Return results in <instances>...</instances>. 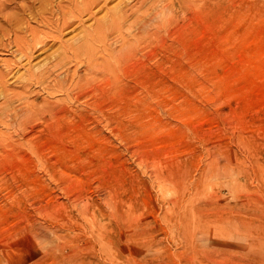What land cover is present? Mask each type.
I'll list each match as a JSON object with an SVG mask.
<instances>
[{"label": "rangeland", "instance_id": "1", "mask_svg": "<svg viewBox=\"0 0 264 264\" xmlns=\"http://www.w3.org/2000/svg\"><path fill=\"white\" fill-rule=\"evenodd\" d=\"M119 1L0 0V264H264V0ZM118 7L145 21L134 47L59 48Z\"/></svg>", "mask_w": 264, "mask_h": 264}, {"label": "bare ground", "instance_id": "2", "mask_svg": "<svg viewBox=\"0 0 264 264\" xmlns=\"http://www.w3.org/2000/svg\"><path fill=\"white\" fill-rule=\"evenodd\" d=\"M94 1V2H93ZM103 1H104V6H105V2H106V0H90V3L89 4H84V7H83V9H81V7H79L83 12H85V13H88V15H86L89 19L91 18V17H93L94 15L92 14V15H89V13H90V7H91V5H95V6H97V5H99L101 2L103 3ZM113 1V0H112ZM121 1V0H120ZM119 1V2H120ZM144 0H139L138 2H136L137 4H139V3H143V4H141V6L142 5H144V2H143ZM71 2H72V0H71ZM107 3V2H106ZM136 3L135 4H133L132 6H131V11L130 12H132V9L134 8V9H136V7L138 6H134V5H136ZM73 4H74V2H73ZM121 4V3H120ZM76 5V4H75ZM102 5V4H101ZM72 6V5H71ZM83 6V5H82ZM103 6V7H104ZM128 6V5H127ZM130 6V5H129ZM76 7V6H75ZM77 7H78V5H77ZM140 7V6H139ZM143 7V6H142ZM102 8V7H101ZM126 8H128V7H126ZM78 9V8H77ZM79 9V11H81ZM100 9V8H99ZM98 9V10H99ZM118 9H120V10H118ZM128 9H130V8H128ZM139 9V8H138ZM78 11V10H77ZM111 11H112V9H111ZM115 11V10H114ZM113 11V14L114 13H116V11L114 12ZM127 9L125 10H123L121 7H118L117 8V12L120 14V15H113L112 13V18H110V24H109V26L108 25H106L105 23H104V21H101V22H99V21H97V23H96V25H95V27L94 26H92V25H90L89 27H87V29H83V30H81V29H79V34L78 35H76V33H75V35H76V37H74L73 39H72V41L70 40V42H68V40H67V42H65V41H63V43H61L62 42V39H60V36L62 35V33H60L61 35L60 36H58L59 35V33H58V35L56 36V35H54L53 34V36H56L54 39H55V41L56 40H58V42L60 43V45H59V48L60 49H62V47L63 48H68V49H70V51H72V52H74L75 53V55L76 56H78V57H75V59H76V61L75 62H77V58L78 59H80L81 60V57L83 56V57H88L89 59H90V61H92V58H93V56H94V54L92 53V57H90V54H91V52L89 51V50H92L93 49V46H94V44H99L100 46H101V50H100V52L101 53H103V56H105V55H109L110 53H112V51L117 47V46H119V52H121V51H125V50H127L129 47H134V45L133 44H135V42L137 41V34L139 33V24H143L142 22L143 21H139L138 22V20H140L141 18H139L138 19V17H137V15L134 17L133 15H122V14H125V13H127ZM134 12H135V10H133ZM133 12V13H134ZM136 13H137V11H136ZM81 14V13H80ZM155 15V14H154ZM78 16V15H77ZM76 16V18H78ZM82 15H80L79 17H81ZM114 16V17H113ZM138 16H140V15H138ZM150 16V15H149ZM74 17V16H73ZM83 17V16H82ZM131 17L133 18V19H131ZM141 17V16H140ZM147 17H148V15H147ZM87 18V19H88ZM143 18V17H142ZM79 19V18H78ZM148 19V18H147ZM152 19V18H151ZM67 20V19H66ZM68 20H69V18H68ZM71 20V19H70ZM70 20H69V22L68 23H71L70 22ZM75 20V19H74ZM86 20V19H85ZM144 20H146V17H145V19ZM148 20H150V19H148ZM148 20H147V22H148ZM82 21V20H81ZM84 21V20H83ZM82 21V22H83ZM66 22V21H65ZM75 23L76 21H73L72 20V23ZM112 22V23H111ZM135 22H137V23H135ZM67 22L66 23H64L63 25H62V27H65L66 28V26H67V28H68V25H70V24H68ZM85 23V22H84ZM125 23V24H124ZM129 23V24H128ZM77 24V23H76ZM94 24H95V22H94ZM144 24H145V21H144ZM143 24V25H144ZM146 25V24H145ZM72 26V25H71ZM79 26V25H78ZM149 26V25H148ZM206 26V25H205ZM62 27H61V29H62ZM110 27H112V28H114L115 30H116V32H117V35H118V39L119 40H117V41H111V42H108V40H107V38H105V36H103L102 35V31L103 30H106L107 28H110ZM33 28H35V27H33ZM54 28H57V27H54ZM134 28H135V30H134ZM141 29H142V27H140ZM61 29H60V31H61ZM140 29V30H141ZM207 30H209V28L207 27L206 28ZM27 30H29V28L27 29ZM26 30V31H27ZM36 30V29H35ZM204 30H205V28H204ZM34 31V30H33ZM55 31V30H54ZM63 31V30H62ZM61 31V32H62ZM72 31V30H71ZM133 31H136V33L133 35L132 33H133ZM203 31V30H202ZM28 32V31H27ZM32 32V31H31ZM35 32V31H34ZM52 32V31H51ZM50 32V33H51ZM68 32V31H67ZM125 32V33H124ZM207 32V31H206ZM205 32V33H206ZM262 32V31H261ZM37 33H39V32H37ZM36 33V34H37ZM54 33V32H53ZM55 33H56V31H55ZM204 33V31H203V34H205ZM255 33V32H254ZM257 33H259V32H257ZM256 33V34H257ZM19 34H21V33H19ZM24 34V33H23ZM45 34H47V33H45ZM48 34H49V32H48ZM202 34V35H203ZM208 34V33H207ZM260 34V33H259ZM25 35V34H24ZM28 35V34H27ZM30 35V34H29ZM20 36H22V35H20ZM38 36V35H37ZM43 36V35H42ZM45 37H46V35H44ZM48 36V35H47ZM49 36H51V34L49 35ZM62 36H64V35H62ZM198 36H199V33H198ZM258 36V35H257ZM256 36V37H257ZM24 37V36H23ZM39 37V36H38ZM52 37V36H51ZM261 37V36H260ZM21 39V42H22V37H20ZM24 38H26V37H24ZM23 38V41L25 40ZM29 38H31L30 36H29ZM28 38V39H29ZM117 38V37H116ZM38 39V38H37ZM39 39H42V38H40L39 37ZM37 40V41H35V42H30L31 44H28V40H26V41H24V42H22V43H24V45H25V43H26V46H25V50L24 49H22V50H24L25 51V58H26V60L25 59H23V60H25V61H27L28 63H29V61H30V59H32L33 57H32V53H34L33 51H35L36 50V48H39V50H42L44 47H45V45H47L46 44V41H44V39H42V40ZM47 39H49L48 37L45 39V40H47ZM52 39V38H51ZM53 39V40H54ZM65 39V38H64ZM69 39H71V38H69ZM199 39H200V36H199ZM201 39H203V37H201ZM19 40V41H20ZM212 40V39H211ZM31 41V40H30ZM51 41V40H50ZM54 41V42H55ZM20 42V43H21ZM53 42V41H52ZM51 42V43H52ZM211 42V41H210ZM22 43H21V45H22ZM48 43H49V40H48ZM130 43L133 45V46H130ZM54 44V43H53ZM53 44H52V46H53ZM57 44V43H56ZM23 45V46H24ZM18 47H20L19 45H17ZM51 48V47H50ZM49 48V49H50ZM58 48V47H57ZM118 48V47H117ZM211 48H213V47H211ZM45 49V48H44ZM38 50V51H39ZM64 50V49H63ZM108 50H110V52L109 53H107L106 51H108ZM130 50V49H129ZM207 50V49H206ZM23 51V52H24ZM48 51V50H47ZM65 51V50H64ZM64 51H62L61 53H60V59L61 60H65L66 59V61H67V58H69V56L68 55H64V53L66 52H64ZM210 51V49L207 51V52H209ZM40 52V51H39ZM45 52V51H44ZM64 52V53H63ZM96 52V51H95ZM94 52V53H95ZM105 52V53H104ZM119 52L117 51L116 53H118V56H119ZM206 52V53H207ZM212 52V51H211ZM71 53V52H70ZM97 53H99V51L97 52ZM215 53V52H214ZM209 54V53H208ZM211 54V53H210ZM24 55V54H23ZM85 55V56H84ZM212 55V54H211ZM214 55V54H213ZM66 56H68L67 58H66ZM80 56V57H79ZM102 56V59H101V57H100V59L102 60V62H101V60L100 61H98L101 65L103 64V66H105V67H107V69H111V67H109L110 65L109 64H112L114 61V59H116L118 56L117 55H115V56H112V58L113 57H115V58H113V62L111 63L110 62V60L108 61V58H106V57H103ZM117 56V57H116ZM210 56V55H209ZM32 57V58H31ZM71 57V56H70ZM86 57V58H87ZM108 57V56H107ZM211 57V56H210ZM20 59H21V57H19ZM57 58H59L58 56H57ZM95 58V57H94ZM60 59H59V61H60ZM71 59V58H70ZM74 59V58H73ZM110 59V58H109ZM22 60V59H21ZM58 61V60H57ZM72 61V60H71ZM89 61V62H90ZM65 62V61H64ZM67 62H69V61H67ZM85 62H86V60H85ZM108 62H110V63H108ZM17 63V62H16ZM56 63V62H55ZM57 63H59V62H57ZM70 63V62H69ZM71 63H73V62H71ZM94 63V62H93ZM96 63V62H95ZM98 63V64H99ZM30 64V63H29ZM54 64V63H53ZM60 64H63V63H60ZM65 64H66V62H65ZM80 64H82L81 62H80ZM17 65V64H16ZM25 65H27V63L25 64ZM56 65V64H55ZM75 65V64H74ZM94 65V64H93ZM109 65V66H108ZM27 66H29V65H27ZM33 66V65H32ZM53 66V65H52ZM63 66V65H62ZM95 66V65H94ZM96 66H97V63H96ZM100 66V65H99ZM102 66V67H103ZM55 67V66H54ZM56 67H57V65H56ZM92 67V66H91ZM109 67V68H108ZM27 68V67H26ZM34 68H35V66H34ZM47 68H49V67H47ZM80 68V67H79ZM78 68V69H79ZM89 68V67H88ZM104 68V67H103ZM7 69H9V68H7ZM31 68H29V70H30ZM37 69H38V67H37ZM40 69V68H39ZM42 69V68H41ZM40 69V70H41ZM58 69V68H57ZM62 69H63V67H62ZM64 69H66V67L64 68ZM68 69H69V67H68ZM67 69V70H68ZM74 69V68H73ZM77 69V68H76ZM81 69H82V67H81ZM19 70V69H18ZM17 70V71H18ZM25 70V69H24ZM36 70V69H35ZM31 71V70H30ZM34 71V70H33ZM39 70H37V72H38ZM62 71V70H61ZM84 71V70H83ZM5 72H7V70L5 71ZM10 72V71H9ZM68 72H70V71H68ZM2 73V72H1ZM1 73H0V75H1ZM14 73V72H13ZM32 73V72H31ZM49 74L48 72H47V70L45 71V72H43L41 75H39L40 77V81H39V83H41V84H43L44 82H45V79L46 78H48L49 79V76H46L45 77V75H43V74ZM77 73V72H76ZM8 74V73H7ZM17 74H19V72L17 73ZM33 74V73H32ZM56 74V73H55ZM64 74V73H63ZM66 74V73H65ZM81 74V73H80ZM23 75H25V74H23ZM29 75H30V72H29ZM34 75H35V73H34ZM15 76V75H14ZM65 76V75H64ZM81 76V75H80ZM9 77V76H8ZM31 77H33L32 75L30 76V79H31ZM57 77V76H56ZM66 77V76H65ZM68 77V76H67ZM71 77V76H70ZM82 77V76H81ZM23 77H21V79H22ZM43 78H45L44 80H43ZM51 78H52V76H51ZM51 78H50V80H51ZM58 78V77H57ZM56 78V79H57ZM30 79H29V81L28 82H30ZM36 79V78H35ZM62 79H63V77H62ZM1 80V79H0ZM3 80V79H2ZM6 80V79H5ZM8 80V79H7ZM6 80V81H7ZM9 80H10V78H9ZM14 80V79H13ZM32 80V79H31ZM39 80V79H38ZM58 80H59V78H58ZM65 80H66V78H65ZM70 80H71V78H70ZM69 80V81H70ZM21 81V80H20ZM26 81V80H25ZM49 81V80H48ZM54 81V80H53ZM56 81V80H55ZM60 82L62 81V80H59ZM11 82H12V80H11ZM16 82H17V80H16ZM15 82V83H16ZM24 82V81H23ZM36 82V81H35ZM73 82V80H71V83ZM8 83H10V82H8ZM15 83H12V84H15ZM19 83H21V82H19ZM33 83V82H32ZM39 83H37L38 85H39ZM46 83V82H45ZM49 83H50V81H49ZM52 83H54V82H52ZM52 83H50V84H52ZM61 83H65L64 82V79H63V81L61 82ZM80 83H82V81L80 82ZM2 84V83H1ZM25 84H26V82H25ZM56 85H57V83H55ZM62 84V86H64ZM69 84V83H68ZM67 84V85H68ZM30 85V84H29ZM47 84H45V86H46ZM53 85V84H52ZM61 84H59V86H60ZM66 85V86H67ZM73 85H75L74 84V82H73ZM73 85H71V87L73 86ZM78 85V84H77ZM76 85V86H77ZM1 86V85H0ZM5 86V85H4ZM24 86V85H23ZM48 87L50 86V85H47ZM55 86V85H54ZM54 86H52V87H54ZM69 86V85H68ZM68 86H67V88H68ZM51 87V88H52ZM58 87V86H57ZM70 87V86H69ZM8 89H10L9 87H7ZM6 88V89H7ZM29 88V87H28ZM28 88H27V90H28ZM66 88V89H67ZM76 88V87H75ZM75 88H73L72 90H74ZM55 89V87L53 88V91H55L54 90ZM22 90H24V88H22ZM26 90V89H25ZM49 91H50V89H48ZM58 90V89H57ZM63 90H65V87H63ZM33 91L34 90H32V91H29L28 93H31L30 95H32L33 96ZM42 91V90H41ZM52 91V90H51ZM60 91H61V89H60ZM59 91V92H60ZM66 91V90H65ZM64 91V92H65ZM70 91V90H69ZM8 92V91H7ZM10 92V91H9ZM26 92V91H25ZM44 92H46V91H44ZM68 92V91H67ZM67 92H66V94H67ZM11 93V92H10ZM23 93V92H22ZM36 93H38V92H36ZM36 93H34V94H36ZM47 93V92H46ZM50 93H52V92H50ZM62 93V92H61ZM1 94V93H0ZM42 94H43V92H42ZM52 94H54V92L52 93ZM10 95V94H9ZM20 95V94H19ZM18 95V96H19ZM23 95H24V93H23ZM47 95H50L49 94V92L47 93ZM70 95V94H69ZM2 96H3V93H2ZM5 96H7V95H5ZM27 96H29V95H27ZM31 96V97H32ZM36 96V95H35ZM13 97V96H12ZM16 97V96H15ZM14 97V98H15ZM40 97V96H39ZM45 97H46V95H45ZM50 97L52 98V96L50 95ZM18 98V97H17ZM25 98H26V96H25ZM28 98H30V97H28ZM36 98V97H35ZM47 98H48V96H47ZM68 98V97H67ZM12 99V98H11ZM20 99H22V98H20ZM20 99H17V100H20ZM24 99V98H23ZM42 99L44 100V97H42ZM54 99V98H53ZM53 99H51V100H53ZM6 100V99H5ZM64 100V99H63ZM7 101V100H6ZM5 101V102H6ZM22 101V100H21ZM26 101H27V98H26ZM26 101H25V103H26ZM30 101V100H29ZM28 101V102H29ZM55 101H57V100H55ZM66 101V100H65ZM64 101V102H65ZM4 102V103H5ZM11 102V101H10ZM15 102H17V101H15ZM14 102V103H15ZM32 102V101H31ZM35 103H37L36 101H34ZM33 102V103H34ZM42 102V101H41ZM47 105H48V103L50 104V102H49V100H47L46 98H45V101H44ZM44 102H42V103H44ZM58 102V101H57ZM60 102H62V100L60 101ZM23 103H24V101H23ZM32 103V104H33ZM35 103L32 105V106H34L35 105ZM39 103V102H38ZM44 103V104H45ZM51 103H52V101H51ZM30 104V103H29ZM54 104H56V103H54ZM31 105V104H30ZM29 105V106H30ZM3 106V105H2ZM20 106H22V105H20ZM44 106V105H43ZM43 106H40V107H43ZM6 107H8L6 104H5V107L4 108H6ZM19 107V106H18ZM51 107V106H50ZM9 108V107H8ZM8 108H6L7 110H8ZM13 108H15V107H13ZM12 108V109H13ZM17 108V107H16ZM26 108V107H25ZM36 108H38V105H36V107L35 108H32V109H36ZM43 108H48V109H50L49 108V105L48 106H46V107H43ZM52 108V107H51ZM54 109H55V107H53ZM10 109H11V107H10ZM31 109V108H30ZM26 110V109H25ZM51 110H53V109H51ZM17 111V110H16ZM15 111V112H16ZM28 111V110H27ZM6 112V111H5ZM11 112V111H10ZM14 112V110H12V113ZM15 112H14V114H15ZM19 112V111H18ZM24 112V111H23ZM30 112V111H29ZM27 113L26 111L24 112V114H30V113ZM7 113V112H6ZM20 113V112H19ZM8 115V114H7ZM19 115V114H18ZM21 115V114H20ZM24 116H27V115H24ZM23 117V116H22ZM27 118V117H26ZM184 173V172H183ZM183 177H184V175H183ZM165 196V195H164ZM168 198V197H167ZM170 201H172V200H170ZM177 214H178V218H179V221L181 222L180 224H181V226H182V228H183V230L185 231V233H189L190 232V227H191V225L194 223V222H196V220H197V217H196V215L193 213V212H191V210L189 211V210H187L186 209V207H179L178 208V210H177ZM34 225V224H33ZM38 226V225H37ZM39 227V226H38ZM41 227V226H40ZM43 228V227H42ZM41 230V229H40ZM49 232V231H48ZM28 234L29 233H27V236H28ZM39 234V233H38ZM37 234V235H38ZM40 234H42V233H40ZM42 236V235H41ZM36 236V235H34V237H33V235H31V236H29L30 237V239H31V241L29 242L30 243V246H26L25 245V247H27V248H30V249H33V248H35L36 250H39V251H42V249L44 250L45 248H47L48 246H53L54 244H55V241H56V238L57 237H54V234H53V236L51 235V233L50 234H46L44 237L42 236ZM23 237V236H22ZM29 237H27L28 239H29ZM33 237V238H32ZM41 237V238H40ZM39 239L40 238V240L38 241L37 239ZM24 239V238H23ZM22 239V240H23ZM27 239V240H28ZM39 248V249H38ZM54 247H52L51 249H53ZM10 249V248H9ZM12 249H13V247H12ZM12 249H10V250H12ZM50 249V250H51ZM7 253V252H6ZM5 254V253H4Z\"/></svg>", "mask_w": 264, "mask_h": 264}]
</instances>
